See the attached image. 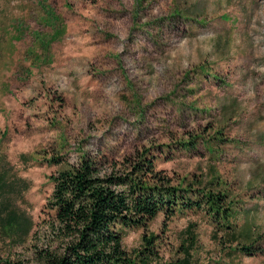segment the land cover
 Segmentation results:
<instances>
[{"label":"rangeland","instance_id":"374dc122","mask_svg":"<svg viewBox=\"0 0 264 264\" xmlns=\"http://www.w3.org/2000/svg\"><path fill=\"white\" fill-rule=\"evenodd\" d=\"M144 153L264 249V0H0V261L33 259L53 175ZM144 234L151 264H264L203 209L124 229L125 251Z\"/></svg>","mask_w":264,"mask_h":264},{"label":"trees","instance_id":"16d2710c","mask_svg":"<svg viewBox=\"0 0 264 264\" xmlns=\"http://www.w3.org/2000/svg\"><path fill=\"white\" fill-rule=\"evenodd\" d=\"M53 162L59 164L60 159ZM51 180L49 213L40 234H35L39 244L33 246V259L0 264H151L157 237L144 234L141 249L129 254L122 244L123 230L145 229L160 213L165 224L177 211L201 209L216 221L217 232L229 244L236 243L240 254L264 255V249L254 248L249 230L235 231L225 195L193 189L191 183L173 184L145 153L105 172L98 161L83 156ZM190 260L187 250L182 259L169 264H191Z\"/></svg>","mask_w":264,"mask_h":264}]
</instances>
